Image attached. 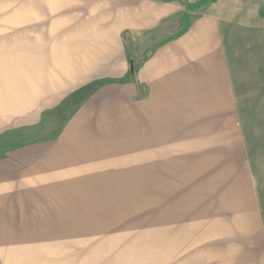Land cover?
I'll return each mask as SVG.
<instances>
[{
	"label": "rangeland",
	"instance_id": "rangeland-1",
	"mask_svg": "<svg viewBox=\"0 0 264 264\" xmlns=\"http://www.w3.org/2000/svg\"><path fill=\"white\" fill-rule=\"evenodd\" d=\"M208 5L228 72L210 107L201 96L147 105L139 88L134 102L130 85L143 57L137 49L134 65L128 47L111 49L114 58L123 52L124 74L113 60L96 71L89 65L71 84L59 80L65 75L50 67L49 47L33 42L49 0H0V97H9L2 113L9 120L0 119V264H196V204L208 199L224 166L196 152L217 155L220 129L234 120L230 135H241L249 162L264 156V0H196V8ZM201 15L198 22L208 19ZM196 35L208 39L209 31ZM30 80L34 101L41 84V102L18 110L32 106L27 112L40 121L24 125L12 99L17 81L27 93ZM55 93L62 94L56 102ZM50 140L67 157L50 158L48 167ZM35 147L38 156L17 157ZM256 163L264 170V159ZM232 171L235 182L240 175ZM257 179L263 209L264 177Z\"/></svg>",
	"mask_w": 264,
	"mask_h": 264
},
{
	"label": "crops",
	"instance_id": "crops-1",
	"mask_svg": "<svg viewBox=\"0 0 264 264\" xmlns=\"http://www.w3.org/2000/svg\"><path fill=\"white\" fill-rule=\"evenodd\" d=\"M205 7L210 8L209 5L196 8V0H49L48 18H44L48 24L42 22L40 37L33 42L35 44L38 40L40 46L49 47L44 53L50 67L56 65L55 71L65 75L59 80L64 79L70 84L82 79L77 75L87 73L89 65L96 71L100 70L96 64H110L113 60L119 63L118 73L124 74L127 68L123 52L118 51V56L114 58L111 49L128 47L134 65L139 64V49L140 59L143 57V60L134 70V80L130 85V97L134 102L139 88L147 105L152 104L153 99L163 101L170 96L193 102L196 96H201L206 106L210 107L217 96L216 89H226L228 72L221 55L222 40L217 37L219 28L211 17L214 13L203 9ZM200 14H208L203 16L208 19L198 22ZM34 15L37 16V13L34 12ZM32 27L37 31L36 24ZM196 30L209 31L208 39L200 38ZM103 70L109 71L110 67ZM58 76L61 75L50 78L56 80ZM29 82L32 86L26 93L23 83L17 81L16 94L12 99L17 104L13 114L18 113L17 118L22 114L26 122L24 125H34L32 122L39 120L33 110V113L27 111L41 102V84H38L40 90L34 101L35 80ZM223 94L227 96L229 93ZM55 95L54 102L62 96L61 93ZM32 102V106L18 110L25 103ZM8 104L9 97L1 94L0 119L4 122L9 120V115H2ZM146 110L149 112L151 109ZM39 111L40 105L36 112ZM233 127L237 128L234 120L231 124L225 122L220 129L224 134L218 141L222 147L217 155L208 153L202 156L196 152V159L204 157L212 163L223 162L224 165V172L219 173L221 177L217 183L208 188V199L196 204V208L201 209L196 211V264H264V208L257 190V176L264 177V170L262 167L259 171L256 163L264 156L249 162L251 158L241 135L238 137L237 131L230 135L234 132ZM52 142H47V156L44 158L48 167L50 158L59 157L62 160L67 157L66 149L58 146L59 142H54L51 149ZM39 150V147L24 149L20 155L17 151V157H35L41 153ZM57 151L59 155H55ZM30 153L36 155L24 156ZM233 169L238 170L240 175L235 182L230 178ZM244 171L248 177L243 176ZM230 193L236 194L230 196Z\"/></svg>",
	"mask_w": 264,
	"mask_h": 264
}]
</instances>
